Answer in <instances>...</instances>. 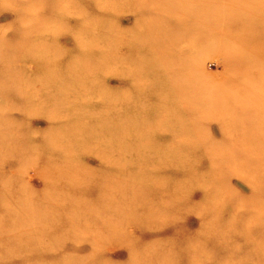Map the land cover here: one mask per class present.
Listing matches in <instances>:
<instances>
[{
    "label": "rangeland",
    "instance_id": "obj_1",
    "mask_svg": "<svg viewBox=\"0 0 264 264\" xmlns=\"http://www.w3.org/2000/svg\"><path fill=\"white\" fill-rule=\"evenodd\" d=\"M0 264H264V0H0Z\"/></svg>",
    "mask_w": 264,
    "mask_h": 264
},
{
    "label": "bare ground",
    "instance_id": "obj_2",
    "mask_svg": "<svg viewBox=\"0 0 264 264\" xmlns=\"http://www.w3.org/2000/svg\"><path fill=\"white\" fill-rule=\"evenodd\" d=\"M45 68H46L45 64H42V66H40V67L38 68V71H39V70H44ZM84 97H85V96H84ZM70 104H73V102H70L69 105H70ZM74 104H76V103H74ZM78 105H79V104H78ZM82 105H83V104H80V106H82ZM80 106H77V105H76V106H75V105L73 106V105H71V106H69V108H70L71 110L74 111V114H75V112H76V113H78V115H81V114H83V113L85 114L86 112H89V111H90L89 109H88V110H89V111H88V110H86V109H84V108H81ZM98 108H99V107H98ZM98 108H96V109H98ZM62 110H65V105H63V106L61 107V111H62ZM81 110H82V111H81ZM79 111H80V112H79ZM59 121L62 122V123L64 122V121H62L61 119H59ZM95 126H96V124H95ZM56 127H57L56 132H55L56 135H58L59 132H60L61 130L65 129V128H64L65 126H63L62 124H56ZM98 127L101 128L100 130H102V126H101V125L98 126ZM69 129H70V128H69ZM69 129H68V131H69ZM100 130H99V131H100ZM68 131L66 130L65 132L68 133ZM95 132H96V131H95ZM10 136H12V135H10ZM50 136H51V135H50ZM54 137H57V136H55V135L53 136V133H52V137H50V138H51V139H54ZM61 138L64 139V140H66V139L69 140L68 142H65V144L62 143L63 145H62V144L60 145L62 149H64V150L66 149V150H67V148L70 146V138H69V137L66 138V137H64V136H62ZM68 144H69V145H68ZM67 155H68V154H67ZM18 176H20V173H18ZM18 176H17V177H18ZM78 218H79V217H78ZM78 218H77V219H78Z\"/></svg>",
    "mask_w": 264,
    "mask_h": 264
}]
</instances>
